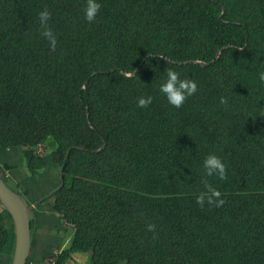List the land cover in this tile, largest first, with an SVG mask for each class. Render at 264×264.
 <instances>
[{"label": "trees", "instance_id": "obj_1", "mask_svg": "<svg viewBox=\"0 0 264 264\" xmlns=\"http://www.w3.org/2000/svg\"><path fill=\"white\" fill-rule=\"evenodd\" d=\"M98 2L90 23L86 0H0V147L55 138L64 183L60 173L52 197L75 227L69 256L264 264V0ZM45 9L55 50L41 35ZM169 68L197 84L180 108L159 91ZM142 96L153 97L146 108ZM209 154L225 180L206 176ZM205 181L221 206L196 202ZM31 224L33 239V211ZM14 245L0 204V264Z\"/></svg>", "mask_w": 264, "mask_h": 264}, {"label": "rangeland", "instance_id": "obj_2", "mask_svg": "<svg viewBox=\"0 0 264 264\" xmlns=\"http://www.w3.org/2000/svg\"><path fill=\"white\" fill-rule=\"evenodd\" d=\"M223 9L225 12V7ZM190 62L200 65L206 63L200 60ZM135 72L125 74L133 76ZM56 149L57 143L53 136H47L41 144L34 146L0 147V175L8 185L20 192L29 204H33L55 190L60 183V166L54 159ZM23 152L29 158L33 156L35 160L39 159L38 163L43 160V165L35 169L30 168ZM54 205L55 197H51L33 209L35 229L29 264H58L64 259V264H88L91 252H82L77 259L69 256L68 246L74 237L75 227L56 212ZM11 262L12 257L2 258V264Z\"/></svg>", "mask_w": 264, "mask_h": 264}, {"label": "clouds", "instance_id": "obj_3", "mask_svg": "<svg viewBox=\"0 0 264 264\" xmlns=\"http://www.w3.org/2000/svg\"><path fill=\"white\" fill-rule=\"evenodd\" d=\"M100 8L101 4L98 2V0H86V5L84 7V18L90 23L95 21ZM38 16L42 28L41 35L50 42L52 49L55 50L56 39L48 26L51 13L45 9L41 11ZM259 79L261 82H264V71L259 73ZM159 91L164 94L167 102L171 106L180 108L185 100L197 91V84L190 79H180L178 73L169 68L167 69L166 79L159 86ZM152 100L153 97L151 96H142L138 99L137 107L146 108L152 103ZM220 103L226 105L228 103L227 98L221 97ZM203 168L205 170L206 176L208 177L216 176L220 180H225L227 178L226 166L222 159L215 154H209L204 158ZM205 188L207 189L206 193L197 197L196 202L199 205L203 206L205 200H207L209 205L214 204L216 207H219L224 203V201L220 199V192L209 185L206 181ZM152 227L154 226H149L150 229Z\"/></svg>", "mask_w": 264, "mask_h": 264}, {"label": "water", "instance_id": "obj_4", "mask_svg": "<svg viewBox=\"0 0 264 264\" xmlns=\"http://www.w3.org/2000/svg\"><path fill=\"white\" fill-rule=\"evenodd\" d=\"M201 64L206 65L204 62ZM60 173L61 187L64 183L63 166L60 168ZM59 188L29 204L25 197L12 189L0 175V204L11 213L15 223V245L11 264H27L32 246L31 213L38 204L51 198Z\"/></svg>", "mask_w": 264, "mask_h": 264}, {"label": "crops", "instance_id": "obj_5", "mask_svg": "<svg viewBox=\"0 0 264 264\" xmlns=\"http://www.w3.org/2000/svg\"><path fill=\"white\" fill-rule=\"evenodd\" d=\"M12 187V186H11ZM69 247V246H68ZM82 252H75V253H71L70 255H71V258H73V259H77L79 256H80V254H81ZM73 261V260H72ZM88 264H90V261H88Z\"/></svg>", "mask_w": 264, "mask_h": 264}]
</instances>
